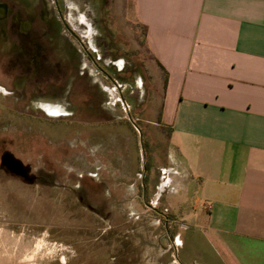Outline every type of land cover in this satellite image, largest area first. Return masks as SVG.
<instances>
[{"label": "rangeland", "instance_id": "obj_1", "mask_svg": "<svg viewBox=\"0 0 264 264\" xmlns=\"http://www.w3.org/2000/svg\"><path fill=\"white\" fill-rule=\"evenodd\" d=\"M71 7L66 17L90 57L71 42L103 92L93 95L88 83L85 97L73 80L71 107L58 97L30 100L26 92L49 74L32 75L22 91L16 57L0 41V264H181L172 242L178 228L168 223L175 215L166 211L177 174L169 129L160 124L163 74L145 31L130 17L131 0H72ZM65 106L78 115L46 114H65ZM5 153L37 182L2 167Z\"/></svg>", "mask_w": 264, "mask_h": 264}, {"label": "crops", "instance_id": "obj_2", "mask_svg": "<svg viewBox=\"0 0 264 264\" xmlns=\"http://www.w3.org/2000/svg\"><path fill=\"white\" fill-rule=\"evenodd\" d=\"M131 4L163 74L179 262L264 264V0Z\"/></svg>", "mask_w": 264, "mask_h": 264}, {"label": "flooded vegetation", "instance_id": "obj_3", "mask_svg": "<svg viewBox=\"0 0 264 264\" xmlns=\"http://www.w3.org/2000/svg\"><path fill=\"white\" fill-rule=\"evenodd\" d=\"M71 3L72 0H0V41L5 38V41L7 40L10 44V49L6 50L5 53L10 52L11 55L16 57L14 61L17 63L15 67L17 71L15 72L22 77V91H26L24 90L25 81L32 75H36L39 80L43 79L45 73L50 76L48 81L32 84L33 90L26 92V95L28 94L31 97L30 100H34V98L40 100L51 98L56 101L58 97V101L65 99L64 104L71 107L73 80L79 85L77 86V92L85 97L89 95L84 94L88 83L90 84L89 87H93V95L97 89L104 91V87L99 86L98 76L96 79H94V76L90 77V74H88L89 67L83 64L81 52L71 42L73 39L78 41L79 44L82 42L79 34L71 29L66 17L67 10L72 8ZM63 41H69V43L67 46L63 45L62 50L58 47ZM82 47L84 48V46ZM57 48L59 51H63L62 55H65L66 62L61 56L57 55ZM84 51L86 56L90 57L85 48ZM93 59H91L92 63L100 68L97 59ZM98 60L100 59L98 58ZM104 74V70L101 69V72L99 71L97 75L102 77ZM112 85L118 87V81L114 80ZM63 94L64 96L61 97ZM77 98L79 99L78 96ZM83 100L85 99L83 98ZM68 107L65 108V114L59 113L56 115L51 112L46 114L50 119L67 118L70 116V108ZM67 109L69 110L67 111ZM7 154L9 153L4 155ZM2 157L1 166L7 169L8 172L18 175L17 177L27 182H37V178L32 176L23 165L24 174L11 171L3 165Z\"/></svg>", "mask_w": 264, "mask_h": 264}, {"label": "water", "instance_id": "obj_4", "mask_svg": "<svg viewBox=\"0 0 264 264\" xmlns=\"http://www.w3.org/2000/svg\"><path fill=\"white\" fill-rule=\"evenodd\" d=\"M129 121L132 122V124L135 126V128L139 131V134H140V139H141V144H142V132L140 131L139 127L137 126V124L134 122V120L129 117ZM2 163L3 165L7 166L11 171L17 173V174H24V169H23V166L22 164L14 159L11 155L7 154V155H4L2 157Z\"/></svg>", "mask_w": 264, "mask_h": 264}, {"label": "built area", "instance_id": "obj_5", "mask_svg": "<svg viewBox=\"0 0 264 264\" xmlns=\"http://www.w3.org/2000/svg\"><path fill=\"white\" fill-rule=\"evenodd\" d=\"M117 86V85H116ZM118 88H120V85H118ZM116 89V88H115Z\"/></svg>", "mask_w": 264, "mask_h": 264}]
</instances>
